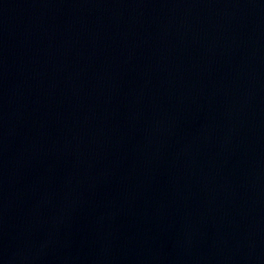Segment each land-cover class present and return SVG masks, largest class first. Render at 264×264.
I'll list each match as a JSON object with an SVG mask.
<instances>
[{
	"label": "water",
	"instance_id": "95a60500",
	"mask_svg": "<svg viewBox=\"0 0 264 264\" xmlns=\"http://www.w3.org/2000/svg\"><path fill=\"white\" fill-rule=\"evenodd\" d=\"M0 264H264V0H0Z\"/></svg>",
	"mask_w": 264,
	"mask_h": 264
}]
</instances>
